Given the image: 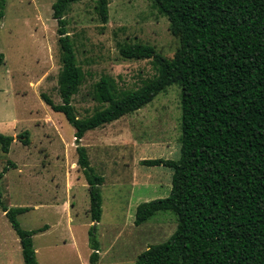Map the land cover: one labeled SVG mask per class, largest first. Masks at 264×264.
Instances as JSON below:
<instances>
[{
    "label": "rangeland",
    "instance_id": "1",
    "mask_svg": "<svg viewBox=\"0 0 264 264\" xmlns=\"http://www.w3.org/2000/svg\"><path fill=\"white\" fill-rule=\"evenodd\" d=\"M55 0H4L0 18V134L14 138L9 153L0 146L2 202L28 211L18 217L23 230L47 226L33 236L40 264H88L91 222L86 182L77 166L74 129L61 113L41 99L47 95L60 104L58 79L62 53L57 24L52 19ZM95 1L70 6L65 20L78 65L85 74L73 97L83 117L97 104L92 85L112 78L119 88L135 89L155 75L151 60H127L123 45L142 44L167 59L178 40L169 22L150 0H108V20L102 24ZM180 88L168 87L142 109L88 132L81 140L90 165L104 178L100 187L102 214L96 224L97 264H134L149 246L161 244L174 233L177 222L162 212L134 225L139 204L169 196L172 170L147 167L141 161L177 160L180 154ZM27 132L29 145L18 136ZM166 233V234H165ZM0 264H23L19 240L0 209Z\"/></svg>",
    "mask_w": 264,
    "mask_h": 264
},
{
    "label": "trees",
    "instance_id": "2",
    "mask_svg": "<svg viewBox=\"0 0 264 264\" xmlns=\"http://www.w3.org/2000/svg\"><path fill=\"white\" fill-rule=\"evenodd\" d=\"M82 1L86 0L52 4L62 53L61 103H53L45 94L41 99L74 129L76 163L88 188L91 222L98 224L101 219L104 178L90 165L81 144L84 135L142 109L177 85L179 158L140 162L172 170L169 196L139 204L134 217L138 227L170 212L177 226L167 241L149 246L134 264H264V0H150L179 42L173 58L148 45L121 46L123 59L151 60L155 75L141 80L135 89L119 88L112 78L101 77L90 92L97 106L79 117L73 97L85 74L77 63L65 15L72 4ZM89 1L96 2L99 20L106 24L108 0ZM3 7L0 0V10ZM3 63L0 54V66ZM13 140L0 134L3 153H9ZM18 140L23 146L30 143L27 132ZM0 209L19 240L23 264H40L33 236L47 226L23 230L18 217L28 208L6 207L1 187ZM96 229L88 231V264H97L99 258Z\"/></svg>",
    "mask_w": 264,
    "mask_h": 264
},
{
    "label": "water",
    "instance_id": "3",
    "mask_svg": "<svg viewBox=\"0 0 264 264\" xmlns=\"http://www.w3.org/2000/svg\"><path fill=\"white\" fill-rule=\"evenodd\" d=\"M96 224H94V226H95Z\"/></svg>",
    "mask_w": 264,
    "mask_h": 264
},
{
    "label": "bare ground",
    "instance_id": "4",
    "mask_svg": "<svg viewBox=\"0 0 264 264\" xmlns=\"http://www.w3.org/2000/svg\"><path fill=\"white\" fill-rule=\"evenodd\" d=\"M166 234V233H165Z\"/></svg>",
    "mask_w": 264,
    "mask_h": 264
}]
</instances>
